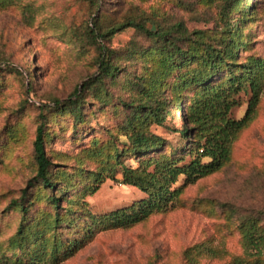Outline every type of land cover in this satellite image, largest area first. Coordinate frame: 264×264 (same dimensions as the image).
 <instances>
[{"label":"rangeland","instance_id":"obj_1","mask_svg":"<svg viewBox=\"0 0 264 264\" xmlns=\"http://www.w3.org/2000/svg\"><path fill=\"white\" fill-rule=\"evenodd\" d=\"M94 1L101 7L98 11L89 0H9L6 7L0 5V259L14 260L16 253L21 264H32L28 254L33 246L14 251L9 239L21 225L30 229L45 212L55 213L48 197H79L89 183V173L107 164L105 157L114 147L127 152L123 161L132 168L160 157L190 161L186 152L190 140L181 135L184 113L179 112L178 102H172L165 84L154 96L165 105L162 125L154 122L149 127L165 144L142 157L133 151L124 127L135 110L131 103L136 101L137 106L148 101L137 83L151 66L140 53L153 42L134 28L94 38L93 19L110 26L136 18L148 28L181 23L190 33L211 35L217 39L216 45L228 39L225 33L230 23L239 29V63L249 60L264 78V0ZM102 48L117 67V78L83 91L90 77L99 73ZM227 72L223 66L212 80H225ZM166 81L169 84L172 78ZM78 89L83 92L80 120L55 107V101L65 102ZM196 89L195 85L183 92L180 104ZM250 98V94L241 95L233 118L244 117ZM153 108L155 111L156 105ZM43 121L48 133L45 148L53 164L50 171L56 183L57 173L69 174L70 191L61 181L53 193L34 184V141ZM100 150L104 160L94 156ZM80 169L86 177L82 181L74 176ZM121 177L117 172L118 182L108 180L94 196L82 199L73 214L62 209L65 222L61 227L53 221L46 237L64 243L58 264H254L256 258L245 254L239 226L245 217L259 218L264 225V89L254 121L233 145L231 162L218 173L188 185L168 213L127 227L94 224L93 216L146 197L137 188L121 184ZM183 185L184 178H180L176 187ZM84 201L87 210L81 208ZM15 202L24 203L25 213L13 206ZM28 232L34 233L33 229ZM262 253L260 264H264V249Z\"/></svg>","mask_w":264,"mask_h":264},{"label":"trees","instance_id":"obj_2","mask_svg":"<svg viewBox=\"0 0 264 264\" xmlns=\"http://www.w3.org/2000/svg\"><path fill=\"white\" fill-rule=\"evenodd\" d=\"M7 1L9 0H1L0 5L6 7ZM89 1L95 6L96 11L101 8L94 0ZM231 1L236 3L237 0ZM229 4L230 2L226 5L227 8ZM92 24L91 35L94 38L104 39L127 28H134L153 42L151 48L140 53V57L151 66L145 68L147 73L139 77L137 83L141 94L148 101L140 102L137 106L136 101L131 103L132 109L135 110L124 127L133 151L142 157L158 152L165 144L162 139L149 131L151 123L162 125L161 113L165 105L156 101L154 96L165 84L166 90L168 89L173 99L172 102H178L179 112L184 113L185 124L181 135L184 140H190L191 148L186 149L190 161L186 162V157L171 159L160 157L143 162L139 168H132L123 161L127 153L125 150L119 151L114 147V152L106 157L101 150L95 152L94 156L101 160H104L102 158L104 156L106 161L108 160L107 164L103 163L100 170L89 173L87 176L89 183L79 193V197L69 199L64 196L65 194L60 198L54 195L48 197L55 213L45 212L38 224L30 228L34 233L30 234L28 232L30 229L21 225L16 234L9 239V246L14 251L23 250L27 245L33 246L32 252L28 254L32 264H58L63 254L60 252L64 249V243L58 238L53 241L54 238L48 239L46 236L52 231L54 222L57 228L64 224L62 209L68 210L67 214H73L82 199L85 200L86 196H94L108 180L118 182L117 172L122 175L119 181L121 184L137 188L146 197L109 214L93 216L94 224L127 227L174 209L188 185L218 173L231 162L233 145L240 134L254 121L260 95L264 89V78L257 71V67L252 66L249 60L239 63L237 59L240 44L238 26L231 27L229 23V29L225 33L228 39L216 45L217 39L214 40L211 35L208 37L203 31L190 33L181 23L168 26L152 25L148 28L145 22L130 18L110 26H105L102 22L98 23L94 19ZM100 50L99 73L96 77H90L89 82L84 84L83 91L95 88L106 79L117 78L118 69L108 55V50L105 48ZM223 66L228 70L226 79L214 82L212 79ZM168 78H172L169 84L166 81ZM195 85L197 89L193 95L185 100L186 103L180 104L181 94ZM242 94H250L251 98L246 114L242 119L237 120L232 117V112L240 106ZM82 95L83 92L78 89L65 102L55 101V107L80 120L83 117ZM154 105L157 107L155 111ZM41 117L43 118V115ZM45 128L46 122L43 121L37 129L34 141V158L37 164L34 184L38 183L41 189L53 193L56 184L60 181L67 186L73 182L70 181L69 174L61 172L55 175L59 180L56 183L50 171L53 164L45 148L48 140ZM83 172L80 169V173L74 174L78 181L86 178ZM180 178H184V185L176 187ZM34 184L31 183L30 187ZM71 188L73 187L69 186L66 190L70 191ZM26 196L27 191L24 190L23 201ZM64 202L67 203L66 207H63ZM12 204L25 213L23 202ZM87 207L85 201L81 203L82 209L87 210ZM239 232L245 254L256 258L254 264H260L259 259L264 249V225L261 219L243 218ZM50 246H52L51 252H49ZM14 256H17L14 260L6 256L2 257L0 263L21 264V257L16 253ZM238 264L242 263L238 262Z\"/></svg>","mask_w":264,"mask_h":264}]
</instances>
